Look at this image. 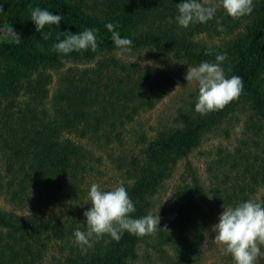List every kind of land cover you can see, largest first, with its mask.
Wrapping results in <instances>:
<instances>
[{
    "label": "trees",
    "instance_id": "16d2710c",
    "mask_svg": "<svg viewBox=\"0 0 264 264\" xmlns=\"http://www.w3.org/2000/svg\"><path fill=\"white\" fill-rule=\"evenodd\" d=\"M180 2L0 0V17L21 38L17 44L9 33L11 44L0 45V264H42L50 249L55 251L51 264H135L144 236L125 231L116 241L105 234L82 250L74 231L86 232V218L60 207L79 203L94 163L103 158L95 150L121 139L116 125L140 109H150L173 86L174 78L160 71L163 58L198 66L215 63L217 54L226 53L224 74L241 77L243 91L223 110L207 115L195 111L198 95L187 100L176 110L173 125L156 129L149 138L142 134L136 153L118 155L123 170L117 186L126 188L135 206L131 217L147 215L150 198L184 159L182 192L176 188L173 193L157 236L160 250L166 246L171 251L173 264H198L203 238L218 223L223 207L247 201L252 186L264 183V0H253L249 15L224 19L218 9L213 19L187 28L175 21ZM36 7L54 8L65 19L36 31L30 18ZM108 23L132 40L129 53L145 54L148 63L124 57ZM86 28L98 30L96 52L53 51L54 41L64 39L65 31ZM43 32L51 33L50 38H42ZM215 35L224 39L215 45L203 41ZM240 104L249 108L251 130L249 137L242 135L240 145L248 139L253 155H237V147L226 155L218 150L213 160L217 170L207 167L211 178L205 185L188 154ZM259 202L264 205V190ZM227 259L234 264L230 255Z\"/></svg>",
    "mask_w": 264,
    "mask_h": 264
},
{
    "label": "clouds",
    "instance_id": "9594fccd",
    "mask_svg": "<svg viewBox=\"0 0 264 264\" xmlns=\"http://www.w3.org/2000/svg\"><path fill=\"white\" fill-rule=\"evenodd\" d=\"M253 0H181L177 4L178 15L176 23L187 28L193 23H206L213 19L219 8H222L232 18L249 15L253 11ZM36 26V31L45 29L46 25H59L61 15L36 7L30 14ZM171 22V18L169 20ZM219 24V20L217 21ZM117 25L108 23L106 28L111 33V39L121 54L131 50L132 40L122 38L115 30ZM219 30H223L222 26ZM12 34L15 43H20V36L12 27L7 29ZM97 29L86 28L82 32H64L65 38L53 45V51L66 55L73 51L98 49ZM51 33L43 32L42 38H50ZM210 55L211 52H207ZM227 54H217L215 63L202 61L198 66L188 67L185 79L188 83L195 82L198 87L195 111L201 115L223 110L233 100L239 98L243 91L242 78L236 75L226 78L222 62ZM235 131L241 133L239 126ZM91 207L84 211L87 230L74 231L75 242L82 247L92 246V239L99 240L105 234L119 241L123 232L138 237L154 234L159 227L160 218L151 214L140 218H132L135 206L126 188L119 185L112 190H101L100 185L93 183L88 192ZM167 200V199H166ZM160 228V227H159ZM214 242L221 247L224 255H230L234 264H259L264 260V205L253 199L240 202L236 206L223 207L218 223L212 226Z\"/></svg>",
    "mask_w": 264,
    "mask_h": 264
},
{
    "label": "rangeland",
    "instance_id": "374dc122",
    "mask_svg": "<svg viewBox=\"0 0 264 264\" xmlns=\"http://www.w3.org/2000/svg\"><path fill=\"white\" fill-rule=\"evenodd\" d=\"M45 9V8H43ZM46 10L52 12L56 15H61L54 8H46ZM221 17L224 19L232 18L222 9ZM63 19L65 17L61 15ZM62 23V20L60 21ZM223 35H215L210 38H203L208 45H215V43L223 40ZM57 43L54 41V44ZM11 44V39L9 32H7V26L4 17H0V45ZM124 57L135 60L138 62L145 63L146 55L143 53L133 52L122 54ZM148 63V62H146ZM188 67H193L184 64H178L168 59L163 58L160 60V71L171 75L174 80L173 86L170 89L164 91V95L160 98V101L155 102V104L150 109H140L133 116L124 119L123 125H116L117 129L121 131L122 136L120 141L114 140L109 143L106 148H101L100 150H95L96 155H102L103 158L100 163H94L93 172L89 176L88 184L83 185V195L81 194L79 198V203L76 205H63L60 210L67 213L68 211L83 215L84 211L91 207L88 200V192L90 186L93 183L100 185L101 190L107 191L114 189L121 179L122 165L118 161L119 156H126L133 152H137L138 143L137 140L143 134L144 138H149L151 134L160 127L173 125V119L175 112L178 108L184 107L186 101L189 99H195L198 95V87L195 82L188 83L185 79ZM13 71H18L17 68L12 69ZM51 80L54 78L53 71L50 73ZM129 110V108L127 109ZM129 112V111H128ZM250 114L247 104H240L236 107V111L228 115L221 124L206 132L200 139L198 145L193 148L188 154V160L191 163L192 169L200 177L203 184H208V176L211 175L207 172V167L212 166L214 170H217L214 166L213 160L217 157L218 150H222L223 155L232 154L234 148L237 147V155L244 151L245 154L254 152L252 146L249 143L247 137H249L251 130H247L248 119L247 116ZM239 126L243 129L241 133L235 131L236 127ZM247 134V145H240V140L243 134ZM243 149V150H242ZM219 153V155H221ZM250 155V156H251ZM218 158V157H217ZM186 176V167L184 165V159L178 160L173 171L172 177L165 180L161 187L150 198V205L147 212L153 216H158L160 221L163 219L166 209L172 202L173 193L176 188L181 192V185H183V179ZM178 186V187H177ZM264 190V183H257L252 186L251 192L249 194L250 199L257 202L260 201V196ZM167 199V200H166ZM2 201L0 200V205ZM214 212H212L211 218L213 219ZM216 213V212H215ZM160 225V222H159ZM215 233L212 230L209 231L208 235L203 238V244L200 249L198 256V264H232L230 260L227 259L228 255H224L221 251L222 246H218L213 238ZM157 236V230L154 234L147 235L143 237L142 242L137 246L136 250V261L135 264H173L171 259V251L166 246H163L165 251L160 250V242ZM264 251V248L261 249ZM55 255V251L48 250L47 255L44 257L42 264H51V256ZM160 256L164 263H160ZM259 264H264V260H260Z\"/></svg>",
    "mask_w": 264,
    "mask_h": 264
}]
</instances>
